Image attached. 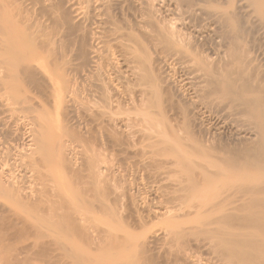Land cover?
I'll list each match as a JSON object with an SVG mask.
<instances>
[{"label":"rangeland","instance_id":"rangeland-1","mask_svg":"<svg viewBox=\"0 0 264 264\" xmlns=\"http://www.w3.org/2000/svg\"><path fill=\"white\" fill-rule=\"evenodd\" d=\"M10 1L11 2H13V1L17 2V3H15V2L11 3L10 2L11 4H13V6L11 5V9L15 8L12 10L13 13H15L14 11H16L15 14H22L25 10V12L23 14L25 17L23 16L22 18H25L26 21L28 20L26 23L30 27H32L31 30L33 29V31H30L29 33L32 34L34 32L33 37L34 36L36 37L38 34L41 36L45 32L49 33V32H47L48 30L49 31L52 30V28L54 27V25H53L54 22H52V18L54 19V16L57 14V13H55L56 9L54 7L57 6V4L58 5L61 4L63 6L64 10L69 15H71V17H73V19H75V21H77V22L82 23V21L84 20V17L88 20H90L91 18L92 19L94 18L95 20H93V23L91 22L92 19L90 21L84 20L85 23L83 22V24H85L86 27L88 26L87 29L91 28L88 30V34H89L88 37H89V39L97 37V36L101 38L102 35H104L103 36L104 38L102 37L104 42L101 43L103 41L102 40L101 42L94 43L95 42L94 40H92V39L90 40V43L93 46V48L97 49V55L100 54L101 56L99 55L97 60L93 59L95 63H89L90 64V66H88L89 68L86 67V65H85V64H87V62H85L84 60H81L83 58H81V56H79L78 52L76 53V51H74L73 54L71 53L68 55L67 58L69 60L65 59L66 62H64V59H63V61H60L62 66L58 65L59 69H57L56 64H53L54 62L57 61V59H59V57H58L55 60L56 56L53 54V52H50L47 50L44 54H38L39 56L34 57L36 63L33 62L34 61V59H33L32 62L34 65L31 62V66L33 65V67H34L35 65H37V67L35 66L34 68L38 69V70H36V74H37V76L39 75L41 81L34 79L35 81H37V84L39 83V85H37L34 80H33V83H31L32 89L36 90V91L34 90L35 93L33 96H30V94H33L31 92H34L31 89L30 83L29 84L27 83L28 85H25L27 87V88H25V90H27L26 91L27 94H24L25 91L23 92V94L20 93L22 96L28 95V96H30L29 98L32 97L33 100H32V98H31V100L34 102H32V103H31V101L29 103H28V101L25 102V100H27V98H24V96H23L22 98L25 99V100L24 99L23 100L27 104L26 105L22 100L23 103H21V105L22 104L26 105L25 109H23L24 110L23 114L22 113L18 114L19 111H17L16 113L13 114L15 116L14 117L12 115V113L10 115L9 114L10 112L7 110L6 112H3V115H5L6 117L0 116V120H1L0 121V172L4 171L9 176L10 175H12V176L17 175L15 177L17 178L19 176V179L17 178L19 181H20V178L23 176L24 173L27 174L28 170H26V172H25L24 169H26V167L23 165H25V163L27 161L26 155L30 152V149H31V145H29V144L30 143L32 144V141L30 142V140H31V134H30L31 123H29V121H27L28 120V114H29L27 110H28V107H32V104L35 105L36 102L38 101L37 104L35 105V106H38L37 108L41 109V107H39V106L40 105L42 106V104L44 105V106H42V109L45 108V110L47 112L50 111L49 108H52L51 112H52L53 118L50 115L51 112H49L48 116L51 117V118H49V121H50V119L53 121L55 120L54 122H52V121L48 122L49 127L54 126L53 127L54 129L52 128V130H51V128H49V130L51 131L50 135L51 134L52 135H51V137L49 135L48 138L51 139L53 136V138L50 142H52V143L54 142V143L51 145L52 146L53 145L58 146L56 148H55V146H53L51 148L53 150L58 148L57 150L53 151L54 152L53 154H55V152H58V156H55V155L53 156V158L56 159L55 163L57 162V164H54V163L52 164V166L54 165V167H55L54 170L57 173V174L55 173L56 175L54 174L57 177L53 178V181L55 179V181H57L56 183H59L58 186L62 185L61 187H63V185L65 186L66 183H69V182L71 183V181L74 182L77 178H80L81 181L83 180L82 183L79 182L78 185L75 184L76 186L72 182V188L74 186L73 189L69 188V187H71L70 184H69V186H66L64 188V189H68L69 193L71 191V193H70L71 195L69 194L70 195V197H69L70 201L69 202H71V200H72L70 207L73 206V209L71 208L73 212H70L71 216H69V218L67 216L66 220L61 218V219H63L64 222L57 216V215L60 216V213L59 214H53L54 216H51V214H49V216L51 218L47 216L48 220H47L46 216H43L45 218L41 217L40 220H37V218L39 217L38 215H37L38 217H36V218H35V216H33L35 218L34 221L37 220L36 221L37 226L41 229H40V231H38L39 230L38 229L37 230L38 232H36V233L33 232L34 234L32 232L27 231V232H29L30 238L29 237L25 238V236H26V234L24 235L25 231H24L23 235L21 234L22 233L21 232L20 236L21 235L24 236L23 238L25 240L20 238V236L16 237L19 234H15L13 236H10L11 233L7 227L6 228H4V226L2 228L0 227V230L1 229L3 230L2 235H0V240H2V244H4V241L6 243H8L7 242L8 239H12V240H14V242L17 241V243L15 242L14 244H19V242H21V241L24 245L27 243L29 244V242H30V244H33L34 242L37 243V241L40 240V239L37 240L38 235L40 234L39 232L42 231V233L40 234L41 237L39 235V237L42 239L39 242L40 243L41 242L47 243V240H50L51 242L48 241L47 244L45 243V246H46V248L49 247L51 250H53L56 247L54 249V251L56 250L55 251L56 254H54L53 251H50L49 248H48L49 249L48 250L45 247H44L45 250L42 251V253H41V251L40 252L37 251L38 250V249H36L37 247L36 248H30L31 251L29 249L23 250L24 253L22 252L23 253L22 257H24V255H26V254L29 257L28 251L30 253V259L33 260L32 257L33 256L35 257L34 263L31 262L32 264H53L55 261V257L57 256V253H58V255H61L63 252L64 253L62 255H67L68 259L65 256H64V259L63 258L62 259L64 261L66 260L68 262V264L70 262H74L75 260L77 262V259L80 258L81 256L83 258V256L85 255V254L82 255L83 253H86V255H85L86 257L84 256V258H87V256H88L89 260L93 259V258H94L93 260H96L97 257L99 259L102 257V259H100L102 261V264H113L114 260H109V259L104 257L109 252L108 249H110V247H107V246H111L110 244H111L112 239L116 240L120 237L125 238V236H127L128 240H130V241L132 240L131 242L129 241L130 244L132 242L133 243L131 244L130 251H129V249H127L125 251L126 253L125 252L123 254L120 253V254H122L121 256H124L125 258L126 257L133 258L134 256H137V254L140 252V249L142 248L141 250H143L144 249L143 247L147 246L145 248V250H146V252L148 250V252H147L148 258L150 256L153 257L152 259H155L154 261H156L155 263H157V264H231L232 262H230V261H232V259L229 260L232 257V253L230 252L231 250L229 248H225L224 245L220 246V244H221L220 240L221 239L223 240V233H225V231H227L225 234H229L228 232H230V234H231V231H234V232H236V234H239V233L240 234H243V233L246 234L249 231L246 227L247 222L244 223V221L239 222L237 220L234 222L232 220V223L230 221L224 222L222 217L224 218L225 214H227V213L237 214L238 210H236L235 208L238 207L239 205L242 206L245 204L247 206H251L252 204H249L250 202L244 203L243 201L237 202L236 204H233V205L228 204L227 205L228 211L224 212V211H221L219 209L220 205H218L219 204L218 202L217 203L212 202V203L200 204V200L199 201L198 200L197 201H195V200L191 201L189 195L191 193L196 194V192L198 191L197 189L199 187L201 188L204 186L199 185L197 189L195 186L194 188L197 191H194V193H193V190H195L193 188V185H196L197 181L196 180H194L195 182L191 181L192 182V184H191V182L187 181L186 177H183L184 179L186 178L185 180L183 178H181V176H182L181 173H183V169L185 168V167L182 168V166H184V165L179 166L177 168L176 167L177 165H173V164L169 165L168 164L169 161H170V163H172V160H174V159L171 160L168 158L170 156V154L168 155L167 149L164 148L163 142L165 143V141H167V143H168V140L170 139L171 135L179 136V138H181L183 143L185 142V144H186L184 147L185 150L188 148L187 150L189 152V150H191V148L189 149V146H191L189 144H191V142L189 143V141L186 142L184 140L195 139V140H199V141H204V137H205V139H207V141L210 140V142H211L212 140L210 137H212V139L215 138L214 140H216V141L218 140V142L220 144L222 143V144L227 145V146H229L228 144H231L232 146H234L235 144L239 145L240 143L242 145L243 144L246 145L249 142L251 143V142H254L257 140L256 134H255L256 132L252 129L253 126H251V124H248L249 121L245 117V115L243 116L242 115L243 113L242 114H240V112L238 113V111H240L238 109V107L236 108V111L234 110L235 107L234 108H229V106L226 107V101H227L226 99H224L225 104L219 103L220 101L222 102V100H223V99L219 100V98H218L219 95H212V97H210L209 100L208 99L206 100L205 96H204L205 93L202 90L203 88H205V86L204 87L202 86V85H204L203 82L201 84H199L202 80L201 78H199L200 73L197 74L193 69H192L193 70L192 71L191 67L188 65V63L185 62V60L181 61L182 58L178 57L179 54L177 55V53L174 52L175 50L173 51V49H172V51L171 50L167 51L168 49H164L160 46H158V49H157V47H154L155 45L151 42V40H153L154 38L153 39L151 38V40L149 41V39H150L149 37H153V36H151V34H153L154 32L157 33L155 28L160 23H161V25L163 24L167 28L169 27L168 29H171L172 31L175 30V35L176 36L179 35L181 37L182 43H184V45L186 44L185 46H182V47L183 48L186 47L185 49H187L188 51L193 49V50L189 51L190 55L192 54L191 57H197V56H195L196 54L199 57V56H201V54H203L201 57H203L202 59H203V61H205V63L206 62L210 63V64L213 63L212 65H209V66H213V65H215V67L217 66V68L215 70V73H216L215 75L221 74V71L223 69L221 65H222V63H223V65H225L224 64L225 62H222V61H224V60L226 61L228 58L229 62H230V58L227 57L228 56L227 54H229V52L231 50H233L235 44H237L236 46H238V48L235 47L236 50H238L237 54H240V52H241L240 55H242V56H240V58L242 59V61L244 63H246V65H245L246 67L242 64V66L245 67L242 69H245V70L242 71V69H241L240 72H245L246 70L247 71H246V73H240L239 71H236L237 70L236 69L234 73L236 74L237 72H239L238 75L241 74L240 76L242 78L238 77V75H235V74H234V76L237 78H241L242 81L248 79L246 81L250 82L252 80V83H255V84L258 81H259V84L261 82L264 83V21H262L263 19L258 18L257 15H259V14H258L257 10L254 9L256 7H252L253 4H250L251 2L249 1L250 2L249 3L248 0H234V4H235L234 6L235 7H233L232 9L230 8L232 6L231 0H230V2L228 0H185V1L184 0H114L113 1V7H112V3H111L112 0H111V2L110 1L105 2V0H99L100 2H98V0H62V1L61 0H57V1L56 0H50V1L49 0H17V1L16 0H13V1L10 0ZM101 1L102 2L104 1L105 3H109V2L111 3V4H109L111 6H109L107 4L109 10L107 7H102V9L104 8V10H102V9L101 10L105 12V16L104 17L102 16L103 18L101 17V14L103 13L102 15H104V12L100 11L99 8L103 5L106 6V4L101 5L102 4ZM227 1L230 4L227 3ZM18 2L20 4L17 7ZM60 2H62V3H60ZM97 2L101 6L99 4H97ZM115 2H117V4ZM52 3H54L55 5ZM263 3H261L262 6H260L263 8L262 11H264V4ZM95 5H99V6H95ZM118 5H120L121 8L117 7ZM68 6H70V7H68ZM114 6H116V8ZM16 7H17V9H16ZM96 7L98 10H96ZM111 7L114 11V17L116 16L115 17L116 20L113 19L114 18L113 12L110 11ZM20 8H21V12L19 11L20 12L19 13L18 10H20ZM51 8H52V11H51ZM118 8H120V10L115 11V9H118ZM22 9H24V10L22 11ZM105 9L110 11L111 15L113 17L112 18L113 20H111L112 23H109V24H113L114 20L116 23V21L118 19V21H117V22H119L118 25L120 24L121 26H123L125 28H122L120 25L116 27L117 23H116V25H114L115 27L113 25L107 26L108 25L107 22H111V21L110 20L107 22L105 21L106 19L108 20V16L105 19V17H106ZM224 9L230 10L231 12L233 10L232 13H229L230 11L228 12L229 17L231 18V19L229 18L230 22H228V19L225 18L226 16L221 17L222 13L219 14L220 12L224 11ZM49 10H50V12H48ZM53 10H54V12H53ZM82 10H86V11H82ZM45 11H46V13H45ZM77 11H79V12H77ZM27 12H29V14H27ZM51 12H53L54 14H52ZM80 12L81 13L83 12L85 15L83 13L80 14ZM100 12H102V13H100ZM115 12H116V14H115ZM211 12L213 14H216V15L212 16ZM215 12H217V13L219 12V13L217 14ZM254 12H256V13H254ZM42 13H45V14H42ZM86 13H88V14L86 15ZM78 14H80V15L78 16ZM108 14L110 15V13H108ZM149 14H150V16H149ZM49 15L50 16L53 15V17L51 16V18H50ZM81 15H82V17H81ZM226 15H227V11H226ZM26 16L28 17V19L26 18ZM217 16L219 19L216 18ZM31 17L35 18L34 21H32L33 18H31ZM39 17H40V19H39ZM44 17H46V18L44 19ZM57 17H55V18H57ZM79 17H80V19H79ZM99 18H100V20H99ZM220 18H222V20ZM232 18H233V20L235 19L234 20L235 22L233 21L234 24H232ZM262 18H264V16ZM36 19L40 20V21H37ZM50 20L52 23L49 22ZM103 20L106 22V23L105 22L104 23L107 25L103 24ZM224 20H226L228 23H231L232 25L231 24H229V25L232 28H237V30H238V28H241L240 30L244 31V32H242L243 36H242V39H240L241 41L239 40V42H241V43H236V42L234 43V41L231 39V37H229L230 34H228V31L231 30L232 28H228L229 25ZM97 21H98V23H97ZM220 21L221 22L223 21V23L221 24ZM39 22H40V25H39ZM139 22H140L141 26L138 25ZM152 22L154 23V25H152L153 24ZM157 22L159 24H156ZM89 23H92V24L89 25ZM132 23H134V24L132 25ZM225 23L228 26H226ZM145 24H146V26H145ZM150 24L152 27L150 26ZM45 25H47V26H45ZM100 25H102V26L104 25V29L105 28L110 29L113 26L111 29L114 31L112 32V30H107V29L104 30V29H102V26H100ZM127 25H129L130 27H134L135 31L134 30L132 31L131 30L132 28H130V27H129L130 29L128 30L126 27ZM134 25L138 26V28L136 29ZM142 25H144L143 26L144 30L142 29ZM34 26L37 28H35ZM147 26H148V28H147ZM154 26H156V27L154 28ZM173 26H174V29L171 28ZM38 27H39V29H38ZM96 27H97V29H96ZM120 27L123 30L119 29ZM158 27L156 29H161ZM165 27L164 28L162 27V30H165ZM49 28H51V29H49ZM117 29H119L120 31ZM125 29H127L128 32H127V30L125 31ZM138 29L141 30V34H136L137 36H139V38H141L143 32H148V33L151 32V34H149L150 36L148 35L149 37L148 36L147 37L142 36L145 39L144 38L143 39L141 38V39H142V41H144V43H145V41H147L145 44H147L149 42L148 43L149 46H147V48L149 47L151 51L149 50V48L147 49L148 51L147 50H145V51L150 53L151 57L150 58L148 57L149 56L148 53L146 55H147L148 59L152 60L150 63L154 64V65H152V67L154 66V68H155L158 66L156 69L157 72L155 70L156 74L154 76L156 77V75L158 74L157 77L158 76L159 77L158 78L156 77V78H157V80L159 79L158 82L160 81L159 82L160 84H157V86H160L158 89L160 92L159 93V95H160L159 101H160V103H162L161 104L162 107L158 106V105H157L158 107L153 106V105H156L155 103L154 104L152 103L151 105L148 103L150 107L151 106L153 107V108L151 107V109H148V110H146V108H150L148 106V104H146V106L142 105L144 103L140 101L141 100L140 97L143 96V93H141V92H145L146 90H148L146 88L147 86H144L143 85L144 83L143 84L140 83V81H141V80H139L140 74H138L139 73L138 71H137L138 73L135 72V70H137V68L136 69L134 68V67H136V65H134V63L132 62L133 60L132 61L130 60L132 63L130 62V64H129L128 63L129 59H131L130 56L127 54H124V51H122V48L120 46H117L119 44L121 45V43H124V44H129V43L123 39H121L122 41L121 40L118 41L119 43L116 41L115 42L113 41L115 44L111 41V44L113 47L112 46L110 47V42L108 43V41H110V39H109L110 35H113L114 32H115V34L123 33V32L124 33L125 32L130 33V31H132L134 33L136 31H138L137 33H139L140 31ZM103 30H104V33H103ZM116 30L118 31L117 33H116ZM153 30H154V32H153ZM107 31H111L112 33L111 32L107 33ZM35 32H37V33H35ZM229 33H230V31H229ZM115 34L113 36H115ZM144 34H147V33H144ZM94 35H96V36H94ZM40 36L38 38H40ZM108 36H109V38H107ZM154 36H156V35H154ZM180 37H178L177 39H179ZM227 37H229V38H227ZM113 38H116V37H113ZM230 40L232 42H230ZM105 41H106V43H105ZM150 42H151L152 48L150 47ZM179 42L181 43L180 39H179ZM107 43H108V45H107ZM182 43H181V45H183ZM229 43L230 44L234 43V44L230 45ZM106 46H109V49L110 48L111 49L110 50L107 49L108 47H106ZM115 47H117L118 49H116ZM189 47L191 49H189ZM56 48H57V46H56ZM54 50L55 49L53 47V51ZM198 50H200V51H198ZM192 51L194 52L195 55L193 53H191ZM169 52L171 53L172 57L170 56ZM197 52H199V53H197ZM107 53H109L110 55ZM123 54H124V57H123ZM33 56H35V55H33ZM57 56H60V55H57ZM70 56H72V59ZM78 56L80 58H78ZM229 56H230V54H229ZM37 57H38V59H37ZM128 57H129V59H128ZM173 57H174V59H173ZM176 57L178 60L176 59ZM99 58H100V60H99ZM205 58H206V60H205ZM125 59L126 60L128 59L127 62L125 61ZM164 59L167 61V63ZM211 59L213 60V62H211L212 61ZM241 59L236 60V63H238V61H240ZM108 60H111L110 62L112 64ZM217 61L221 62L220 63L221 65L218 64ZM58 62H59V60L56 63L58 64ZM60 62H59V64H60ZM68 62H70V63L68 64ZM177 62H180V63L177 64ZM64 63L65 64L67 63V65H65V67H64ZM226 63H228V60L226 61ZM240 63L241 62H239V64ZM183 65H184V68H183ZM219 65L221 66L222 69L219 68L220 67ZM60 66H61L62 70L60 69ZM81 66H84V68L80 69ZM109 66H111V67H109ZM112 67H113V69H112ZM129 67L132 70L129 69ZM215 67L213 66L214 69H215ZM0 69L2 71L3 67H0ZM48 69H49V71H48ZM133 69H135V70H133ZM218 70H221V71H219L220 73L216 72ZM39 71L40 72L42 71L41 74L39 73ZM33 72H35V71H33ZM97 72L99 74H96ZM80 73H82L81 76L79 75ZM134 73L138 74V75L136 74L137 78H136V75ZM1 74L4 75V69H3ZM1 74H0V76H1ZM91 74H93V75H91ZM243 74H246V76H244L246 79L242 76ZM41 75H42V78H41ZM73 75L75 76V78ZM45 76L47 77V80H46L47 83L49 81L48 84H46V82L43 80V79H46ZM50 76H52L51 81L49 79ZM62 76H63V78H61ZM89 76H91V77H89ZM190 76L192 77L191 79H190ZM200 76H201V74H200ZM69 77H70V79H69ZM71 77H73V78H71ZM196 77H197V79H196ZM222 77H227V75L225 74ZM96 78L98 81L96 80ZM251 78H253V79H251ZM255 78H257V79L255 80ZM100 79H102V80H100ZM185 79L187 80V82ZM249 79H250V81H249ZM135 80L139 81V83L142 86L140 84H138V82ZM196 80H198V81H196ZM89 81H91V83ZM103 81L107 82V83L103 84ZM242 81H240V82H242ZM128 82L131 84H128ZM136 82H137L138 87L136 85ZM132 83L135 86H133ZM35 84L37 86H35ZM95 84L99 85L100 88H98V89L101 90L100 92L97 89L98 85L96 86ZM43 85H44V87H43ZM45 85L47 86L46 87L47 89H45ZM29 86H30V89H29ZM66 86H67V88H66ZM84 86L86 87V90H84L85 89ZM143 86L145 87V91L143 90L144 89ZM192 86H193V89H192ZM35 87L36 88L38 87V88L36 89ZM39 87H40V89H39ZM139 87H141V88H139ZM77 88H79V89H77ZM53 89H54V91H53ZM38 90H40L39 94L37 93V92H39ZM88 90H90V91H88ZM94 90H97V91H94ZM199 90H201V92H199ZM242 90L245 91L244 88H242ZM29 91H30V93H29ZM44 91H46V93H47L46 98L44 96V94H45ZM138 91H139V93H138ZM0 92H1L0 93V103H1V102H3V101H1L2 100L1 96L4 95V97H9V94L7 93V95H6L5 92L2 91L1 89H0ZM135 92H136V94H135ZM36 93H37V95H36ZM200 93L202 95H200ZM239 93H240V91H239ZM91 94H92V96H91ZM97 94H99V95L97 96ZM103 94H105V95H103ZM139 94H140V96H139ZM40 95H42V97ZM52 95H53V97H52ZM17 96H18V94H17ZM99 96H101V97L99 98ZM199 96L201 97V99H199L200 98ZM213 96H215V98ZM34 97H36L37 99H34ZM50 97H51V100L49 101ZM89 98L92 99L91 101H93L95 99L94 100L95 102L89 101L90 100ZM103 98H105V99H103ZM151 98H153V97H151ZM40 99L42 100V102L40 101L41 103L39 104ZM203 99H204V101H203ZM211 99L212 100L213 99L218 100L219 102L214 101V100L212 101ZM3 100H4V98H3ZM20 100H21V98H20ZM71 100H73V101H71ZM47 101H49V102H47ZM70 101H71V103H70ZM152 101H149V102L151 103ZM208 102H210V103H208ZM227 102H229V101H227ZM120 103H122V104H120ZM49 104H50V106H49ZM74 104H76V105H74ZM84 104H85V106H84ZM103 104L104 105L106 104V105L104 106ZM108 104H110L111 106L113 105V107H111ZM139 104L142 107H139ZM23 105H22V107H23ZM71 107H75V108L73 109ZM82 107H83V109H82ZM17 108H19V107H17ZM23 110H22V112H23ZM150 110H152V111H150ZM26 111H27V113L25 114ZM142 111H143L144 115L142 114ZM144 111H146L147 113L150 111V114H151V112H153V114H151L152 117L148 116L150 119L147 120L146 122H145L146 112H144ZM20 112H21V110H20ZM54 112H55V114H54ZM4 113H6V114H4ZM93 113H95V114H93ZM97 113L98 114L100 113L99 115L102 116V119H100V118H98L99 120L97 119V117H96ZM103 113H104V115H101ZM1 114L2 113H0V115ZM21 114L23 116H18ZM155 114H156V116H155ZM90 115H91V117H89ZM64 116H65V119L63 118ZM104 116H105V118H104ZM18 117H23L25 119L20 120L22 118L19 119ZM107 117H109V118H107ZM148 117H146V119H148ZM3 118H5L6 120ZM94 118H95V123H93L94 120H93V122L91 120ZM96 119H97V121H96ZM151 119H153V120L151 121ZM155 119H156V121H154ZM245 119H247L246 122H245ZM14 120L16 122H17V120H20V121H18V123H16ZM88 120L90 123L88 122ZM110 120H112V121H110ZM3 121H5V123ZM12 121L14 122V124L12 123ZM148 121H150V122H148ZM2 122L4 125L2 124ZM97 122L100 124L104 123V124H101L102 126L103 125L104 126L101 127V125L97 124ZM153 122H154V124L152 126ZM158 122H161L162 125L160 126V123H158ZM6 123H8V124H6ZM105 123L106 124L110 123V124H108V126H106ZM11 124H13V125H11ZM15 124H16V126L17 125L18 126L16 127ZM94 124H96V125H94ZM63 125H64V127H61ZM97 125L99 127V128L97 127L99 129L98 131L95 129ZM65 126H66V128H65ZM147 126H149V127H147ZM153 127H156V128H153ZM91 128H92V130H91ZM155 129L156 130L158 129V130L156 131ZM159 129H160V131H159ZM182 130H184V132H182ZM209 130L211 133L208 132ZM105 131H106V133H105ZM152 132H153V134L151 136L150 133H152ZM175 132L178 133V135L175 134ZM188 132L192 133V134H189ZM155 133H156V135H154ZM48 134H49V131H48ZM165 134L167 137L165 136ZM169 134H171V135H169ZM191 136L193 138H191ZM150 137L152 140H150ZM158 137L160 139H157ZM197 137H198V139H197ZM171 138H173V136H171ZM254 139H256V140H254ZM49 140H48V142H49ZM207 141H204V142H207ZM159 142H161V143H159ZM211 143L208 142L207 144H211ZM59 144L60 145L62 144L63 146H60ZM51 145H48V146H51ZM187 145H188V147H187ZM229 147H231V146H229ZM63 148H64V150H63ZM61 150H63V153H61L62 152ZM60 153L62 155L64 154L63 155L64 157ZM55 157H57V158H55ZM61 157L66 158L69 162V163L67 162V167H70L69 168L70 170L69 169L68 170L70 172H72V174L69 171L65 172V173H67V175H69V179H68L67 175L63 172V170H61V169H63V164H62L63 162H61L63 160H61ZM192 158H193L192 160L195 161L196 158L195 157H192ZM91 159L92 160L94 159V161H95L93 164H92L93 161ZM87 160H89V161H87ZM90 161H92V162H90ZM196 161L200 162L197 159H196ZM60 162H61V164H60ZM89 162H90V164H88ZM202 162H200V163H202ZM93 165H94V167H93ZM175 167H176V169H175ZM193 167L195 168L194 170L193 169L190 170L189 168L187 170L185 168L187 171L186 170L184 171L186 175L183 173L184 174L183 176H187V177H189L190 175L193 176L192 170L196 172V169H197V172L196 173L193 172L194 175L198 174V170H199V174H201L200 173V172H202L201 168H199L198 166L197 167L192 166L190 168H193ZM60 171H61V173H60ZM178 171L180 172V174L178 173ZM190 171H191V173H190ZM76 172L80 176H76L75 175ZM187 173H190L189 176L187 175ZM209 173H212V172H209ZM209 173L206 172L204 174H206V176H208ZM26 174H24V176L21 178V181H23L22 179L24 177H25L24 179H26V176H27V180H24V181H26L25 185L28 184V186H29L30 183L31 184L33 183V181L31 182V180H33V179L30 178V177H32L31 175L29 176V174H31V173H29L27 175ZM64 174L66 176H64ZM204 174H203V176H204ZM209 175H210V176H208L209 178H213V176H214L213 174H209ZM211 175H213V176H211ZM177 176H179V179H182V180L177 179ZM200 176H202V175H200ZM73 179H75V180H73ZM28 180H30V182ZM178 180L180 181V184H178L179 183ZM232 180H233V178H230L229 182H232ZM76 181H78V179ZM181 181H182V183H181ZM185 181H186V184L189 183L190 185L189 184L185 185ZM229 182L227 181L226 185ZM234 182H233V184H236ZM261 182H262V179L257 175L256 181H255L256 185L254 187L258 186ZM230 184H232V183H230ZM180 185L182 186L183 189H181ZM191 185H192V187H191ZM34 186H36V187H34ZM40 186L41 185H39V184L38 185L32 184L30 186V188H32V189L38 188L39 189ZM188 186H190L193 189H191V191H188V190H190L189 189L190 187H188ZM217 186H219V184ZM221 186H225V183ZM185 187H188V190ZM87 188L89 189V192L90 191L92 192L91 196H94L96 191L99 192V193H96V194H98V196L95 195V197H91L88 195L89 199L92 198L89 200L88 197H86L83 194V193L87 192V190H88ZM184 188L187 192H184L185 191ZM200 188H199V191H200ZM204 188L201 189V192H203L202 190H205ZM40 189H41V187H40ZM64 189H63V191H66ZM85 189H87V190L85 191ZM79 191H81L80 194H78ZM83 191H85V192H83ZM91 192L89 194H91ZM189 192H191V193H189ZM201 192H199V193H201ZM231 192H232V189H230V187L228 189H222V187L219 189H216V187H215V190H213V192L211 193L210 196L213 198H218L219 196L228 197L232 194ZM75 193H77V195ZM81 194L83 196H81ZM99 194H101L102 197H99ZM185 194H186V196H189V198L187 197V199H189L188 202H187V199H185V200L183 199V198H186ZM183 195L185 197L182 198ZM77 198H80V199H77ZM75 199L80 200L81 202L76 201ZM83 199H84V201H83ZM85 199H88L89 201L87 203H84L87 201V200L85 201ZM181 199H183V200H181ZM192 199H194V198H192ZM99 201H101V202H99ZM73 202H75V203L73 204ZM259 202L264 203V197L261 198L259 200ZM223 203H226V201H224ZM101 204L103 207L101 206ZM9 205H10V203H8V202H4V201L0 202V206H5L8 208ZM194 205H197V207ZM76 206L79 208H77ZM106 207H108V208H106ZM75 208L79 209V211H81V212L78 213L75 210ZM104 209H106V210H104ZM107 209L109 211H107ZM87 210L90 211V213ZM170 214L172 217L170 216ZM173 214L175 216H177V214L182 215L183 218H181V216H178V217L181 218V220L180 219L179 220L181 222H183L182 225H183L184 232L183 233L180 232V235L178 234V236L174 235L172 237V236H169L171 233L169 234L167 232H169V229H170L169 225H168L169 224L168 220H171V218L175 217ZM184 214L186 215L185 218H184V216H185ZM39 215H41V214H39ZM161 215L163 218L161 217ZM56 216H57V218H56ZM27 217L25 216L24 219H26ZM70 217H72L73 220H72V218L70 219ZM32 218H31L30 224H32V221H33ZM27 220H24V222ZM51 220H53V221L57 220L58 222L52 221L54 223L53 224L51 222ZM71 220H72V222H70ZM41 221H43V222H41ZM73 221H75V222H73ZM165 221H167V223ZM65 223H66L67 229L69 231L67 229H65L66 228ZM51 224H52V226H51ZM72 224L75 226L76 229L74 228V226ZM57 225H58V227H55ZM61 225L64 226L63 228L65 230H61V229H63L61 227ZM230 225L233 226V229H230V227H229ZM53 226H54V228H53ZM72 227H73V229H72ZM77 227H79V228H77ZM3 228L7 229V230H4ZM55 228H57V229L55 230ZM52 229H54V230H52ZM8 230H9V232H8ZM57 230H60V231H57ZM30 231H33V230H30ZM0 232H2V231H0ZM30 233H32V235ZM12 234H14V233L12 232ZM33 235L36 237L35 238L36 241H35V239H32L33 242L29 241L28 239H31L32 237H34ZM2 236L5 238V239L3 238L4 240L1 239ZM8 236H9V238H8ZM221 236H222V238H220ZM19 239H21V241ZM43 239H44V241H42ZM62 239H63V241H62ZM64 239H65V241H64ZM18 240H19V242H18ZM26 241H29V242H26ZM143 241L146 242V243L144 242V245L142 244ZM61 242L62 243L67 242V243L63 245V244H61ZM104 242H106V243H104ZM135 242L137 245H140V246H138V248L141 247V245H143V247H141L140 249H137V245H134ZM6 243L4 244L5 245L4 249H5V247L8 246V245H6ZM50 243L51 244L56 243V244L50 245ZM101 243L103 245H105V247ZM10 244H12V243L9 242V245ZM21 244H20V246L18 245L19 248L23 245V244L22 245ZM54 245H56V246L54 247ZM61 245L63 247H61ZM15 246H17V245H15ZM57 246H59V247H57ZM99 246L100 247L102 246L101 248L104 247L102 250H107V253H106V251H102ZM134 246H136V247H134ZM0 247H3V246L1 245ZM12 247H13V244H12ZM60 247L62 249H60ZM243 247L241 249H243ZM41 248H39V250ZM134 248H136L137 251L134 250ZM58 249H60L61 251ZM63 249H64V251L62 252ZM0 250H1V248H0ZM12 250H10V251L8 250V251L11 252ZM41 250H43V249H41ZM57 250L60 251L61 254ZM3 251H5V253L7 252V250H3ZM66 251H68V252L66 253ZM80 251H82L81 252L82 254L80 253ZM0 252H1L0 257L2 258L0 260L2 261L4 256H6V255H3L4 252H2V250ZM20 252H21V250L19 251V253ZM43 252H44V254H43ZM51 252L53 254H51ZM146 252H144V253L146 254ZM140 253H142V251ZM11 254H12V252H11ZM13 254H14V252H13ZM16 254H17V252H16ZM79 254H80V256H79ZM147 254H146V256H147ZM238 254H241V253H238ZM7 255H8V252H7ZM138 256H139V254H138ZM236 256H237L236 257L237 262L238 261L244 262V260L246 261L243 254H241V255L236 254ZM25 257H27V256H25ZM71 258L74 260H71ZM118 258H121V257L118 256ZM88 259H86V260H88ZM63 260H62V262H63ZM86 260H84V261L86 262ZM93 260H92V262H93ZM117 260H119V259H115V261H117ZM1 261H0V264L3 262V261L2 262ZM66 261H65V263H66ZM78 261H79V259H78ZM84 261H82V262H84ZM77 263L79 264L81 262H77ZM115 263H117V262H115ZM72 264H76V263L74 262ZM81 264H85V263H81ZM90 264H92V263H90Z\"/></svg>","mask_w":264,"mask_h":264},{"label":"bare ground","instance_id":"bare-ground-1","mask_svg":"<svg viewBox=\"0 0 264 264\" xmlns=\"http://www.w3.org/2000/svg\"><path fill=\"white\" fill-rule=\"evenodd\" d=\"M2 1V2H1ZM0 1V67H3V69H4V75L3 74H1L2 73V71H3V69H2V71H1V69H0V74H1V76H0V89L2 90V91H4L5 92V94L7 95V93L9 94V97H4V95H2L1 96V101H3V102H1L0 104V113H2L0 116H5V115H3V112H6L7 110L10 112L9 114L11 115V113H12V115L14 114V113H16L17 111H19L18 112V114L19 113H24V110L23 109H25V107H26V103L25 102H27L28 101V103L31 101V103L32 102H34V101H32L33 100V98H32V100H31V98H29L30 96H33L34 95V93H35V89H32V84L31 83H33V80L35 79V80H40V77H39V75L37 76V74H36V70H38V69H35L34 67L36 66L37 67V65H35L34 67H33V62L34 63H36L35 62V58L34 57H36V56H39L38 54H44L47 50L48 51H50V52H53V54L56 56V58H55V60L59 57V59H57V61L59 60V62L60 61H63V59H64V62H66V60L68 59L67 57H68V55L69 54H73V52L74 51H76V53L78 52V54H79V56H81V58H83V59H81V60H84L85 62H87V64H85L86 65V67H88V66H90V64L89 63H95L94 62V60H97L98 59V56L100 55H97V49L96 48H93V46L91 45V43H90V40L92 39V40H94L95 42L94 43H97V42H101L103 39H102V37L104 36V35H102V37L100 38V37H94V38H91V39H89V34H88V30L89 29H91V28H89V29H87V27H86V25L85 24H83V22H84V20H88V19H86L85 17H84V20L82 21V23H80V22H77V21H75V19H73V17H71V15H69L65 10H64V8H63V6L61 5V4H57V6H55L54 8L56 9V12L55 13H57L56 15L58 16H54V19L52 18V22H54V27L52 28V30L51 31H47V32H49V33H43L41 36H40V38H38L39 36L37 35L36 37L34 36L33 37V33L32 34H30L29 32L30 31H33V29L31 30V28L32 27H30L26 22L28 21H26L25 20V18H22L24 15V12H25V10L24 9H22V11L24 10V12L22 13V14H15L16 13V11H14L15 13H13L12 12V10L13 9H15V8H13V9H11V5L13 6V4H11V3H14L15 1H13V2H11L10 0H1ZM17 1V0H16ZM50 1V0H49ZM57 1V0H56ZM55 1V2H56ZM62 1V0H61ZM107 1H110L111 2V0H105V2H107ZM113 1L114 0H112V7H113ZM185 1V0H184ZM229 2H230V0H228ZM227 1V3H229ZM251 3H250V2ZM11 2V3H10ZM20 2V1H19ZM18 2V4H17V7L19 6V3ZM53 2V1H52ZM98 2H100L99 0H98ZM97 2V4H99ZM102 2V1H101ZM104 2V1H103ZM102 2V4L101 5H103V4H106V6H101L100 4V8H99V10L100 11H102V10H104V8L102 9V7H107L108 8V5L109 4H111L110 2L109 3H103ZM188 2V1H187ZM248 2L250 3V4H253L252 5V7H256V8H254V9H256L257 10V12H258V14L260 15H257L258 16V18H260V19H263L262 21H264V18H262L263 16H264V11H262V7H260V6H262V4L261 3H263L264 1L263 0H248ZM15 3H17V2H15ZM60 3H62V2H60ZM116 4H117V2H115ZM231 3H232V6L230 7L231 9L233 8V7H235L234 5V0L232 1L231 0ZM51 4V3H50ZM52 4H54V3H52ZM108 4V5H107ZM119 4V3H118ZM230 4V3H229ZM264 4V3H263ZM16 5V4H15ZM55 5V4H54ZM53 5V6H54ZM69 5V4H68ZM90 5V4H89ZM99 5H95V6H99ZM46 6V5H45ZM52 6V5H51ZM72 6V5H71ZM109 6H111V5H109ZM15 7V6H14ZM17 7H16V9H17ZM68 7H70V6H68ZM94 7V6H93ZM112 7L110 8V11L111 12H113V17H114V11H113V9H112ZM115 8H116V6H114ZM117 7H120V5H118ZM95 8V7H94ZM121 8V7H120ZM120 8H118V9H115V11L116 10H120ZM29 9V8H28ZM50 9V8H49ZM72 9V8H71ZM87 9V8H86ZM102 9V10H101ZM222 9V8H221ZM95 10V9H94ZM96 10H98L97 9V7H96ZM95 10V11H96ZM108 10H109V8H108ZM107 9H105V11H106V17H105V19L107 18V16H108V20L106 19H104L106 22L107 21H111V20H113V19H115V17L113 18L112 17V15H111V12L110 11H108ZM255 10V11H256ZM21 12V8H20V10H18V12ZM51 11H52V8H51ZM70 11V10H69ZM82 11H86V10H82ZM221 11V10H220ZM219 11V12H220ZM226 11H227V15L229 14V13H232L233 12V10H232V12L230 11V10H225L224 9V11H222V12H218L219 14H221L220 16L221 17H223V16H226L225 18H227L228 19V22H230V17H229V15L227 16L226 15ZM230 11V12H229ZM19 12V13H20ZM48 12H50V10L48 11ZM53 12H54V10H53ZM53 12H51L52 14H54ZM77 12H79V11H77ZM88 12V11H87ZM102 12H104V11H102ZM102 12H100V13H102ZM229 12V13H228ZM45 13H46V11H45ZM45 13H42V14H45ZM83 13V12H82ZM81 12H80V14H82ZM89 13V12H88ZM88 13H86V15L88 14ZM96 13V12H95ZM108 13H110V15L108 14ZM212 13V12H211ZM215 13H217V12H215ZM217 13V14H218ZM254 13H256V12H254ZM27 14H29V12H27ZM80 14H78V16L80 15ZM84 14V13H83ZM103 14V13H102ZM101 14V17L103 16H105V12H104V15H102ZM115 14H116V12H115ZM22 15V16H21ZM39 15V14H38ZM37 15V16H38ZM48 15V14H47ZM85 15V14H84ZM92 15V14H91ZM94 15V14H93ZM213 15H216V14H213L212 13V16ZM232 15V14H231ZM230 15V16H231ZM35 16V15H34ZM46 16V15H45ZM50 16V15H49ZM52 17H53V15H51ZM51 16H50V18H51ZM149 16H150V14H149ZM25 17V16H24ZM47 17V16H46ZM46 17H44V19L46 18ZM55 17H57V18H55ZM81 17H82V15H81ZM92 17V16H91ZM90 17V18H91ZM94 17V16H93ZM99 17V16H98ZM102 17V18H103ZM26 18L28 19V17L26 16ZM31 18H33V17H31ZM97 18V17H96ZM113 18V19H112ZM216 18H218V16L216 17ZM224 18V19H225ZM230 18V19H229ZM34 19L35 18H33V20L32 21H34ZM39 19H40V17H39ZM79 19H80V17H79ZM92 19V18H91ZM90 19V20H91ZM219 19V18H218ZM221 20H222V18H220ZM226 19V20H227ZM37 20V19H36ZM77 20V19H76ZM82 20V19H81ZM90 20H88V21H90ZM93 20H95L94 18L92 19V23H93ZM98 20V19H97ZM99 20H100V18H99ZM102 20V19H101ZM103 20V24H105L106 22ZM116 20V19H115ZM115 20H114V22H113V24H109V23H112V21L111 22H107L108 23V25L107 24H105V25H107V26H111V25H116V23H117V25H116V27L117 26H119L118 25V23L119 22H117L118 21V19H117V21H116V23H115ZM146 20V19H145ZM151 20V19H150ZM226 20H224L228 25L229 24H231V23H228ZM235 20V19H234ZM233 20V18H232V24H234V21ZM37 21H40V20H37ZM234 21V22H233ZM49 22H51V20L49 21ZM51 22V23H52ZM96 22V21H95ZM94 22V23H95ZM100 22V21H99ZM105 22V23H104ZM125 22V21H124ZM127 22V21H126ZM141 22V21H140ZM140 22H139V24L138 25H140ZM151 22V21H150ZM221 22V21H220ZM219 22V23H220ZM38 23V22H37ZM85 23V22H84ZM88 23V22H87ZM92 23H89V25L90 24H92ZM97 23H98V21H97ZM101 23V22H100ZM115 23V24H114ZM129 23V22H128ZM127 23V24H128ZM136 23V22H135ZM142 23V22H141ZM145 23V22H144ZM153 23V22H152ZM223 23V21L221 22V24ZM226 23H225V25H226ZM42 24V23H41ZM102 24V23H101ZM131 24V23H130ZM129 24V25H130ZM134 23H132V25H133ZM156 24H159L158 22L156 23ZM155 24V25H156ZM231 24V25H232ZM39 25H40V22H39ZM50 25V24H49ZM52 25V24H51ZM95 25V24H94ZM99 25V24H98ZM124 25V24H123ZM129 25H127L126 27H127V29L129 30L130 28H132L131 30L133 31H135V29H134V27H130ZM152 25H154V23L152 24ZM163 25V24H162ZM161 25V23L157 26L158 28H161V29H156L157 27L156 26H154V28H155V30L157 31V33L156 32H154V30H153V32L155 33H153V34H151V32L150 33H148V32H143V34L144 33H147V34H142V36H145V37H147L149 34H151V36H153V37H149L150 39H149V41L151 40V38L153 39V40H151V42L155 45H153L154 47H157V49H158V46H160V47H162V48H164V49H168L167 51H169V50H171L172 51V49H173V51L175 52V53H177V55L179 54V56L178 57H181L182 59H181V61L183 60H185V62L186 63H188V65L191 67V70L193 69L197 74H201V76H200V74H199V78H201L200 80H201V82L199 83V84H201L202 82H203V84L204 85H202L203 87L205 86V88H203L202 90H203V92L206 94H204V96H205V99L207 100H209L210 99V97H212V95H219V100H221V99H223L222 100V102L220 101H218V100H214V101H218L219 103H224L225 104V100L224 99H226L227 101H229V102H227L226 101V107H228L229 106V108H234L235 107V111H236V108L238 107V109L240 110V111H238V113L240 112V114H242L243 116L245 115V117L248 119V121H249V123L248 124H251V126H253V130L256 132L255 134H256V139H254V140H256V141H254V142H249V143H247L246 145L245 144H233L234 146H232L231 144H228L229 146H231V147H229V146H227V145H224V144H220L219 142H218V140L216 141V140H214L215 138H213L212 139V137H210L211 138V142H210V140L209 141H207V139H205V137H204V141H207V142H204V141H199V140H195V139H188V140H184V141H189V143L191 142V144H189V145H191V146H189V149L191 148V150H189V152H188V148L185 150V142L183 143V141L181 140V138H179V136H175V135H171V134H169V135H171V136H173V138H171V136H170V139L168 140V143H167V141H165V143L163 142V145H164V148L165 149H167V153H168V155L170 154V156L168 157L169 159H174V160H172V163H170V161H169V165L170 164H173V165H177L176 167L178 168L179 166H182V165H184V166H182V168L183 167H185L187 170H188V168L191 170V169H195L194 167L193 168H190V167H192V166H198L199 168H201V170H202V172H200L201 174H199V170H198V174H196V175H194V173H196L197 172V169H196V172L195 171H193L192 170V174H193V176H189V174L191 173V171H190V173H187V175L189 176V177H187V176H183L184 174H185V168L183 169V173H181L182 174V176H181V178H183V177H186L187 178V181H189V182H191V181H194V180H196L197 182H196V185H193V188L196 186V189L198 188V186L200 185H202V186H204V187H199L200 188V191H199V188L197 189L199 192H201V189L202 188H204L205 190H202L203 192H201V193H199L195 188V190H193V193H194V191H197L196 192V194L194 193V194H192L191 192H189V193H191L189 196H190V200L192 201H199L200 200V204H203V203H212V202H215V203H219L218 205H220V210L221 211H228V209H227V205L229 204V205H233V204H236L237 202H241V201H243L244 203H248V202H250L249 204H252L251 206H247V205H242V206H238V207H236L235 209L236 210H238V212H237V214H235V213H227V214H225V216H224V218L222 217V219L224 220V222H231L232 223V220H233V222L234 221H239V222H242V221H244V223H246V227H247V229H248V231L249 232H247L246 234H236V232H234V231H231V234H230V232H228L229 234H225L227 231H225V233H223V240L221 239L220 241H221V244H220V246L221 245H224L225 246V248H229L230 250V252L232 253V257L229 259V260H231L232 259V261H230V262H232L233 264H264V203H260L259 202V200L261 199V198H263L264 197V83H262L261 81V83L259 84V81L255 84V83H252V80L250 81V79H249V81L250 82H248V81H246V80H248V79H246L244 76H246V74H243L242 76L246 79V80H244V81H242L241 80V74L240 75H238L239 74V72H240V70L242 69V68H245L246 66V63H244L243 61H242V59L240 58V56H242V55H240L241 54V52H240V54H237V51L238 50H236V48H238V46H236L237 44H235V46H234V48H233V50H231L230 52H229V54H230V56H229V54H227L228 56L227 57H229L230 58V62H229V59L227 58V60H228V63H226V61L224 60V61H222V62H225L224 64L225 65H223V63H222V65L220 64L221 62H218L217 61V63L218 64H220L221 66H222V68H221V66L219 67V68H221L222 69V71L221 70H218V71H216L217 73L219 72V71H221V74L220 75H215L216 73H215V70H216V68H217V66L215 67V65H213L214 67H215V69L213 68V66H209V65H212V64H210V63H205V61H203V57H201L203 54H201V56H199L198 57V55L196 54H194V52L192 51L191 53H193L195 56H197V57H191L192 56V54L190 55V52L189 51H191V50H193V49H191L190 47H189V49H191V50H187V49H185V48H183L182 46H185L184 45V43H182V40H181V37L178 35V36H176L175 35V30H171V29H168L167 27H165L164 25L162 26ZM228 25H226V26H228ZM33 26V25H32ZM36 26V25H35ZM34 26V27H35ZM45 26H47V25H45ZM100 26H102V25H100ZM112 26V27H113ZM121 26V25H120ZM135 26V28L137 29L138 28V26H136V25H134ZM141 26V25H140ZM139 26V27H140ZM144 25H142V29L144 30V27H143ZM145 26H146V24H145ZM150 26H151V24H150ZM164 28L165 27V30H162V27ZM234 26V25H233ZM33 27V28H34ZM40 27V26H39ZM39 27H38V29H39ZM50 27V26H49ZM94 27V26H93ZM111 27V28H112ZM115 27V26H114ZM122 28H125V27H123V26H121ZM121 27L119 28V29H121ZM130 27V28H129ZM152 27V26H151ZM240 27V26H239ZM35 28H37V27H35ZM41 28V27H40ZM46 28V27H45ZM44 28V29H45ZM109 28V27H108ZM107 29V28H105V29H107V30H112V29ZM147 28H148V26H147ZM171 28H173L174 29V26L173 27H171ZM228 28H232L230 25H229V27ZM49 29H51V28H49ZM95 29V28H94ZM96 29H97V27H96ZM100 29V28H99ZM102 29H104V25L102 26ZM104 29V30H105ZM116 29V28H115ZM119 29H117V30H119ZM127 29H125V31L127 30ZM167 29V30H166ZM235 29V30H234ZM241 28H238V30H237V28H232L231 30H229L230 31V33H229V31H228V34H230L229 35V37H231V39L234 41V43L236 42V43H241V42H239V40L240 39H242V36H243V33L242 32H244L243 30L241 31L240 30ZM35 30V29H34ZM41 30V29H40ZM104 30H103V33H104ZM116 30V33L118 32ZM121 30H123V29H121ZM128 30H127V32H128ZM139 30V29H138ZM37 31V30H36ZM98 31V30H97ZM114 30H112V32H113ZM120 31V30H119ZM132 31H130V33H117V34H115V32L113 33V35L115 34V36H113V35H110V38H109V36L107 37V38H109L110 39V41H108V43L110 42V47L112 46V44H111V41L113 42H118V41H120L121 39H123V40H125V41H127L129 44H124V43H121V45L119 44V45H117V46H120L121 48H122V51H124V54H127V55H129L130 56V58L131 59H129V57H128V59H129V64H130V62L132 61L133 63H134V65H136V67H134L133 65V67L136 69L137 68V70H135V69H133V70H135V72H137L138 74H140L139 75V77H140V79L139 80H141L140 81V83H144L143 85L144 86H147L146 88L148 89V90H146L145 91V87H144V91L145 92H141V93H143V96L142 97H140L141 98V102H143L144 104H142V105H145L146 106V104H156V105H153V106H161L162 107V103H160V95H159V87L160 86H157V84H160L159 82H158V80H157V78L159 77H157V75H156V77L154 76L156 73H155V70L157 69V67H155L154 68V66L152 67V65H154V64H152V63H150L152 60L151 59H148V57L150 58L151 56H150V53H148L147 51V49L149 48H147V46H149L148 45V43L147 44H145L147 41H145V43H144V41H142V39L144 38V37H142L141 35V38H139V36H137L136 34H141V30H139L140 32L139 33H137L138 31H136L135 33L134 32H132ZM226 31V32H227ZM41 32V31H40ZM91 32V31H90ZM96 32V31H95ZM94 32V33H95ZM110 33L111 31H107V33ZM111 32V33H112ZM122 32V31H121ZM178 32V31H177ZM35 33H37V32H35ZM98 33V32H97ZM102 33V34H103ZM92 34V33H91ZM225 34V33H224ZM93 35V34H92ZM154 35H156V36H154ZM226 35V34H225ZM94 36H96V35H94ZM176 36V37H175ZM93 37V36H92ZM113 37H116V38H113ZM178 37H180L179 39H180V41H181V43L183 44V45H181V43L179 42V39H177ZM225 37V36H224ZM229 37H227V38H229ZM104 38V37H103ZM108 39V40H109ZM145 39V38H144ZM229 40V39H228ZM122 41V40H121ZM154 41V42H153ZM241 41V40H240ZM104 42V40L101 42V43H103ZM113 42V43H114ZM126 42V43H127ZM151 42H150V47H151ZM230 42H232L231 40H230ZM105 43H106V41H105ZM104 43V44H105ZM108 43H107V45H108ZM119 43V42H118ZM234 43H231V44H234ZM115 44V43H114ZM230 44V43H229ZM230 44V45H231ZM181 45V46H180ZM190 45V44H189ZM192 45V44H191ZM239 45V44H238ZM56 46H57V48H56ZM53 47H54V51H53ZM106 47H108L107 49H109V46H106ZM113 47V46H112ZM153 47V48H154ZM194 47V46H193ZM236 47V48H235ZM103 48V47H102ZM116 49H118L117 47H115ZM152 48V47H151ZM188 48V47H187ZM229 48V47H228ZM111 49V48H110ZM109 49V50H110ZM113 50V49H112ZM145 50H147V51H145ZM149 50H150V48H149ZM163 50V49H162ZM228 50V49H227ZM119 51V50H118ZM151 51V50H150ZM154 51V50H153ZM177 51V52H176ZM198 51H200V50H198ZM241 51V50H240ZM108 52V51H107ZM121 52V51H120ZM119 52V53H120ZM156 52V51H155ZM158 52V51H157ZM165 52V51H164ZM163 52V53H164ZM196 52V51H195ZM75 53V54H76ZM148 53V57H147V54ZM162 53V54H163ZM197 53H199V52H197ZM239 53V52H238ZM74 54V55H75ZM106 54V53H105ZM107 54H109V53H107ZM124 54H123V57H124ZM165 54V53H164ZM168 54V53H167ZM169 54H170V56H171V53L169 52ZM33 55H35V56H33ZM57 55H60V56H57ZM110 55V54H109ZM120 55V54H119ZM200 55V54H199ZM33 56V57H32ZM78 56V58H80ZM101 56V55H100ZM121 56V55H120ZM71 57V59H72V56H70ZM69 57V58H70ZM172 57V56H171ZM175 57V56H174ZM174 57H173V59H174ZM205 57V56H204ZM226 57V56H225ZM169 58V57H168ZM241 59L240 61H238V63H236V60H239V59ZM33 59H34V61H33ZM37 59H38V57H37ZM66 59V60H65ZM70 59V60H71ZM89 59V60H88ZM94 59V60H93ZM102 59V58H101ZM127 59V60H128ZM176 59H177V57H176ZM175 59V60H176ZM226 59V58H225ZM244 59V58H243ZM69 60V59H68ZM80 60V59H79ZM99 60H100V58H99ZM127 60L125 59V61L127 62ZM131 60V61H130ZM150 60V61H149ZM165 60V59H164ZM178 60V59H177ZM205 60H206V58H205ZM212 60V59H211ZM246 60V59H245ZM244 60V61H245ZM33 61V62H32ZM56 61V62H57ZM74 61V60H73ZM109 62L111 61V60H108ZM166 61V60H165ZM221 61V60H220ZM31 62H32V66H31ZM56 62H54L53 64H56L57 66V69H59V66L58 65H61V62H60V64H59V62H58V64L56 63ZM82 62V61H81ZM84 62V63H85ZM131 62V63H132ZM164 62V61H163ZM211 62H213V60L211 61ZM239 62H241L240 64H239ZM247 62V61H246ZM63 63V62H62ZM70 62H68V64H69ZM79 63V62H78ZM111 63V62H110ZM109 63V64H110ZM166 63H167V61H166ZM178 63H180V62H177V64ZM105 64V63H104ZM112 64V63H111ZM151 64V65H150ZM161 64V63H160ZM159 64V65H160ZM164 64V63H163ZM185 64V63H184ZM217 64V65H218ZM242 64L245 66V67H243L242 66ZM65 65H67V63L65 64L64 63V67H65ZM84 65V64H83ZM84 65V66H85ZM96 65V64H95ZM106 65V64H105ZM187 65V64H186ZM187 65V66H188ZM55 66V65H54ZM62 66V65H61ZM61 66H60V69H61ZM84 66H81V68L80 69H82V68H84ZM92 66V65H91ZM131 66V65H130ZM161 66V65H160ZM188 66V67H189ZM63 67V68H64ZM68 67V66H67ZM80 67V66H79ZM78 67V68H79ZM85 67V68H86ZM109 67H111V66H109ZM128 67V66H127ZM186 67V66H185ZM189 67V68H190ZM40 68V67H39ZM89 68V67H88ZM87 68V69H88ZM183 68H184V65H183ZM218 68V69H219ZM239 68V69H238ZM79 69V70H80ZM97 69V68H96ZM112 69H113V67H112ZM129 69H131L130 67H129ZM237 69V70H236ZM62 70V69H61ZM64 70V69H63ZM70 70V69H69ZM68 70V71H69ZM132 70V69H131ZM192 70V71H193ZM235 70L236 71H239V72H237L236 74L234 73L235 72ZM243 70H245V69H242V71ZM33 71H35V72H33ZM48 71H49V69H48ZM77 71V70H76ZM82 71V70H81ZM190 71V70H189ZM247 71V70H246ZM246 71L245 72H240V73H246ZM42 72V71H41ZM41 72L39 71V73L41 74ZM84 72V71H83ZM96 72V71H95ZM156 72H157V70H156ZM159 72V71H158ZM184 72V71H183ZM194 72V73H195ZM51 73V72H50ZM132 73V72H131ZM136 73V74H137ZM220 73V72H219ZM64 74V73H63ZM81 74L82 73H80L79 75L81 76ZM95 74V73H94ZM96 74H99L98 72L96 73ZM101 74V73H100ZM135 74V73H134ZM135 74V75H136ZM137 74V75H138ZM192 74V73H191ZM227 75V77H222V76H224V75ZM234 74L235 75H238V77H241V78H237V77H235L234 76ZM3 75V76H2ZM49 75V74H48ZM89 75V74H88ZM91 75H93V74H91ZM104 75V74H103ZM102 75V76H103ZM137 75H136V78H137ZM55 76V75H54ZM74 76V75H73ZM101 76V75H100ZM192 76V75H191ZM190 76V79L193 77H191ZM198 76V75H197ZM37 79H36V78ZM46 77V76H45ZM44 77V78H45ZM51 77L52 76H50L49 77V79H50V81H51ZM59 77V76H58ZM88 77V76H87ZM89 77H91V76H89ZM134 77V76H133ZM195 77V76H194ZM39 78V79H38ZM41 78H42V75H41ZM61 78H63V76L61 77ZM71 78H73V77H71ZM74 78H75V76H74ZM103 78V77H102ZM127 78V77H126ZM198 78V79H199ZM248 78V77H247ZM69 79H70V77H69ZM93 79V78H92ZM128 79V78H127ZM130 79V78H129ZM133 79V78H132ZM188 79V78H187ZM196 79H197V77H196ZM204 79V80H203ZM251 79H253V78H251ZM257 78H255V80H256ZM34 80V81H35ZM45 82H46V84H48L49 83V81H48V83H47V77H46V79H43ZM74 80V79H73ZM89 80V79H88ZM94 80V79H93ZM92 80V81H93ZM96 80H97V78H96ZM100 80H102V79H100ZM186 80V79H185ZM189 80V79H188ZM199 80V81H200ZM260 80V79H259ZM41 81V80H40ZM71 81V80H70ZM75 81V80H74ZM83 81V80H82ZM98 81V80H97ZM129 81V80H128ZM135 81H137V80H135ZM196 81H198V80H196ZM240 81H242V82H240ZM53 82V81H52ZM85 82V81H84ZM90 83H91V81H89ZM100 82V81H99ZM98 82V83H99ZM131 82V81H130ZM138 82V84H140L139 83V81H137ZM137 82H136V85H137ZM186 82H187V80H186ZM192 82V81H191ZM30 83V86H31V89L34 91V92H31V93H33V94H30V96H28V95H23L24 96V98H27V100H25L24 98H22L23 96L21 95V94H23V92L25 91V93L24 94H27L26 93V91L27 90H25V88H27L25 85H28V84ZM35 83L37 84V81H35ZM78 83V82H77ZM106 84L107 82H104L103 81V84ZM135 83V82H134ZM190 83V82H189ZM35 84V86H37V85H39V83L36 85ZM45 84V83H44ZM80 84V83H79ZM78 84V85H79ZM128 84H131V83H129L128 82ZM133 84V83H132ZM186 84V83H185ZM192 84V83H191ZM41 85V84H40ZM85 85V84H84ZM87 85V84H86ZM96 85V84H95ZM94 85V86H95ZM98 85V84H97ZM96 85V86H97ZM141 85V84H140ZM197 85V84H196ZM30 86H29V89H30ZM93 86V87H94ZM103 86V85H102ZM107 86V85H106ZM133 86H135L134 84H133ZM142 86V85H141ZM189 86V85H188ZM194 86V85H193ZM193 86H192V89H193ZM42 87V86H41ZM43 87H44V85H43ZM47 86L45 85V89H47L46 88ZM78 87V86H77ZM105 87V86H104ZM109 87V86H108ZM137 87H138V85H137ZM36 88V87H35ZM38 88V87H37ZM36 88V89H37ZM66 88H67V86H66ZM81 88V87H80ZM84 90H86V87L84 86ZM92 88V87H91ZM96 88V87H95ZM98 88H100L99 87V85L97 86V89ZM139 88H141V87H139ZM201 88V87H200ZM242 88H244V90L245 91H243L242 90ZM39 89H40V87H39ZM43 89V88H42ZM64 89V88H63ZM77 89H79V88H77ZM88 89V88H87ZM106 89V88H105ZM111 89V88H110ZM196 89V88H195ZM213 89V90H212ZM66 90V89H65ZM64 90V91H65ZM99 90V92L101 91L100 89H98ZM205 90V91H204ZM212 90V91H211ZM39 92H37L38 94L40 93V90H38ZM47 91V90H46ZM46 91H44V93L46 94H44V96H45V98H46V96H47V93H46ZM53 91H54V89H53ZM88 91H90V90H88ZM94 91H97V90H94ZM93 91V92H94ZM107 91V90H106ZM114 91V90H113ZM161 91V90H160ZM198 91V90H197ZM239 91H240V93H239ZM52 92V91H51ZM85 92V91H84ZM98 92V93H99ZM105 92V91H104ZM137 92V91H136ZM136 92H135V94H136ZM199 92H201V90H199ZM198 92V93H199ZM1 93V92H0ZM21 93V94H20ZM29 93H30V91H29ZM28 93V94H29ZM37 93H36V95H37ZM86 93V92H85ZM92 93V92H91ZM107 93V92H106ZM113 93V92H112ZM138 93H139V91H138ZM217 93V94H216ZM17 94H18V96H17ZM52 94V93H51ZM88 94V93H87ZM101 94V93H100ZM20 95V96H19ZM43 95V94H42ZM42 95H40L41 97H42ZM99 94H97V96H98ZM102 95V94H101ZM103 95H105V94H103ZM138 95V94H137ZM198 95V94H197ZM200 95H202L201 93H200ZM69 96V95H68ZM91 96H92V94H91ZM111 96V95H110ZM139 96H140V94H139ZM153 97V98H151V97ZM52 97H53V95H52ZM101 96H99V98H100ZM134 97V96H133ZM200 97V96H199ZM203 97V96H202ZM214 98H215V96H213ZM3 98H4V100H3ZM20 98H21V100H20ZM96 98V97H95ZM107 98V97H106ZM117 98V97H116ZM132 98V97H131ZM204 98V97H203ZM25 100V102H24V100ZM34 99H37L36 97H34ZM53 99V98H52ZM90 99V98H89ZM103 99H105V98H103ZM114 99V98H113ZM119 99V98H118ZM134 99V98H133ZM153 101H152V100ZM199 99H201V97L199 98ZM22 100H23V102L26 104H22L23 105V107H22V105H21V103H23L22 102ZM45 100V99H44ZM51 100V97L49 98V101ZM62 100V99H61ZM92 99H90L89 101H91ZM95 100V99H94ZM91 101V102H95V101ZM111 100V99H110ZM117 100V99H116ZM115 100V101H116ZM135 100V99H134ZM212 100V99H211ZM212 100V101H213ZM42 102V100L40 99L39 100V104ZM49 101H47V102H49ZM71 101H73V100H71ZM71 101H70V103H71ZM87 101V100H86ZM98 101V100H97ZM100 101V100H99ZM105 101V100H104ZM112 101V100H111ZM149 101H152L151 103L149 102ZM203 101H204V99H203ZM38 102V101H37ZM37 102H36V104H37ZM59 102V101H58ZM90 102V103H91ZM103 102V101H102ZM20 103V104H19ZM46 103V102H45ZM44 103V104H45ZM73 103V102H72ZM84 103V102H83ZM107 103V102H106ZM109 103V102H108ZM208 103H210V102H208ZM207 103V104H208ZM228 103V104H227ZM35 104V105H36ZM66 104V103H65ZM120 104H122V103H120ZM136 104V103H135ZM149 104H148V106H149ZM218 104V103H217ZM34 104H32V107H28V120L27 121H29V123H31V130H30V134H31V140H30V142L32 141V144L30 143H28L29 145H31V149H30V152L26 155V158H27V161H26V163H25V165H23V166H25L26 167V169H24L25 170V172H26V170H28L27 171V174H29V173H31V174H29V176L31 175L32 177H30V178H32L33 180H31V182L33 181V183L32 184H39V185H41L40 187H41V189H40V187H39V189L37 190L36 188H34V189H32V188H30V186L32 185L31 183L29 184V186H28V184L27 185H25V182L26 181H24V180H27V176H26V179H22L23 181H21V178L24 176V174H26V173H24L23 174V176L20 178V181L18 180L19 179V176L16 178L15 176H17V175H15V176H12V175H8L6 172H4V171H2V172H0V202L1 201H4V202H8V203H10V205L8 206V208L7 207H5V206H0V227L2 228L3 226H4V228H8L9 230H10V233H11V235L10 236H13V235H15V234H19V235H17L16 237H18V236H20V233L23 235V233H24V231H25V233H24V235L26 234V236H25V238H30V235H29V232H34V233H36V232H38V231H40V229L41 228H39L38 226H37V224H36V221L37 220H40V218L41 217H43V216H46V218H47V220H48V217H50L49 216V214H51V216H54L53 214H59L60 213V216L59 215H57L60 219L61 218H63V219H65L66 220V218H67V216H68V218H69V216H71V213L70 212H73L72 211V209H73V206L72 207H70V205H71V203H72V200H71V202H69L70 200V193H71V191H70V193H69V190L68 189H64L66 186H69V184L71 185V187H69V188H72V182L73 181H71V183L69 182V183H66L65 184V186L63 185V187H61V186H58V184L59 183H56L57 181H55V179H54V181H53V178H55V177H57V176H55L57 173H56V171L54 170V165L52 166V164L54 163V164H57V162L55 163V160L56 159H54L53 158V156L55 155V156H58V152H55V154H53L54 152L53 151H55V150H57V149H51L53 146H55V145H51V144H53L52 142H50L51 140H52V138H53V136H52V138L50 139V138H48L49 137V135H50V133H51V131L49 130V128H51V130H52V128L54 127L52 124V126L53 127H49L48 125H49V123L48 122H54L53 120H51L50 119V121H49V118H51L53 115H52V108H49L50 109V111L49 112H51L50 113V115H51V117H49L48 116V113L49 112H47L46 110H45V108H43L42 109V106H44L43 104H42V106L40 105L39 107H41V109L40 108H37L38 106H35ZM53 105V104H52ZM56 105V104H55ZM71 105V104H70ZM74 105H76V104H74ZM104 105V104H103ZM106 105V104H105ZM104 105V106H105ZM108 105H110V104H108ZM118 105V104H117ZM134 105V104H133ZM31 106V105H30ZM36 108H35V107ZM49 106H50V104H49ZM48 106V107H49ZM80 106V105H79ZM78 106V107H79ZM82 106V105H81ZM84 106H85V104H84ZM111 106V105H110ZM147 106V107H148ZM157 106V107H158ZM17 107H19V108H17ZM52 107V106H51ZM111 107H113V105L111 106ZM139 107H142V106H140V104H139ZM150 107V106H149ZM152 107V106H151ZM151 107L150 108H146V110H148V109H151ZM71 108H75V107H71ZM81 108V107H80ZM153 108V107H152ZM160 108V107H159ZM5 109V110H4ZM48 109V110H49ZM54 109V108H53ZM82 109H83V107H82ZM141 109V108H140ZM20 110H21V112H20ZM22 110H23V112H22ZM27 111L25 112V114L27 113ZM150 111H152V110H150ZM150 111L147 113L146 111H144V112H146V114H145V122L147 121V120H149L150 118L148 117V116H151V114H153V112H151V114H150ZM65 113V112H64ZM106 113V112H105ZM161 113V112H160ZM4 114H6V113H4ZM18 115V116H23V115ZM34 114V115H33ZM54 114H55V112H54ZM93 114H95V113H93ZM100 114V113H99ZM98 113H97V119L98 118H100V119H102V116H100ZM142 114L144 115V113H143V111H142ZM63 115V114H62ZM101 115H104V113L103 114H101ZM107 115V114H106ZM14 116V115H13ZM26 116V115H25ZM99 116V117H98ZM155 116H156V114H155ZM159 116V115H158ZM6 117V116H5ZM12 117V116H11ZM15 117V116H14ZM17 117V116H16ZM67 117V116H66ZM89 117H91V115L89 116ZM95 117V116H94ZM95 117V118H96ZM146 117H148V119H146ZM152 117V116H151ZM10 118V117H9ZM19 119L20 118H22V119H20V120H23V119H25V118H23V117H18ZM48 118V119H47ZM53 118V117H52ZM64 119H65V116L63 117ZM95 118L94 119H91L92 120V122H93V120H94V122L93 123H95ZM104 118H105V116H104ZM103 118V119H104ZM107 118H109V117H107ZM144 118V117H143ZM3 119H5V118H3ZM15 119V118H14ZM17 119V118H16ZM55 119V118H54ZM97 119H96V121H97ZM247 119H245V122H246V120ZM6 120V119H5ZM10 120V119H9ZM13 120V119H12ZM20 120H17V122L16 123H18V121H20ZM99 120V119H98ZM153 119H151V121H152ZM1 121V120H0ZM8 121V120H7ZM63 121V120H62ZM105 121V120H104ZM107 121V120H106ZM110 121H112V120H110ZM109 121V122H110ZM154 121H156V119L154 120ZM4 123H5V121H3ZM3 122H2V124H3ZM23 122V121H22ZM88 122H89V120H88ZM99 122V121H98ZM97 122V124H100V123H98ZM101 122V121H100ZM103 122V121H102ZM148 122H150V121H148ZM164 122V121H163ZM162 122V123H163ZM12 123L14 124V122L12 121ZM20 123V122H19ZM64 123V122H63ZM90 123V122H89ZM92 123V124H93ZM158 123H160V126L162 125L161 124V122H158ZM165 123V122H164ZM6 124H8V123H6ZM13 124H11V125H13ZM56 124V123H55ZM101 124H104V123H101ZM100 124V125H101ZM106 124V123H105ZM108 124H110V123H108ZM108 124H106V126H108ZM153 124H154V122L152 123V126H153ZM156 124V123H155ZM246 124V123H245ZM4 125V124H3ZM2 125V126H3ZM50 125V126H51ZM94 125H96V124H94ZM93 125V126H94ZM150 125V124H149ZM159 125V124H158ZM166 125V124H165ZM1 126V127H2ZM6 126V125H5ZM15 126H16V124H15ZM18 126V125H17ZM16 126V127H17ZM20 126V125H19ZM57 126V125H56ZM92 126V125H91ZM104 126V125H103ZM102 125H101V127H103ZM110 126V125H109ZM159 126V127H160ZM189 126V125H188ZM250 126V127H251ZM11 127V126H10ZM13 127V126H12ZM61 127H64V125L63 126H61ZM98 127V125L96 126V130L98 131L99 129V127ZM100 127V128H101ZM147 127H149V126H147ZM158 127V126H157ZM165 127V126H164ZM65 128H66V126H65ZM108 128V127H107ZM146 128V127H145ZM151 128V127H150ZM153 128H156V127H153ZM54 129V128H53ZM56 129V128H55ZM63 129V128H62ZM147 129V128H146ZM168 129V128H167ZM186 129V128H185ZM190 129V128H189ZM188 129V130H189ZM91 130H92V128H91ZM105 130V129H104ZM145 130V129H144ZM153 130V129H152ZM156 130V129H155ZM158 130V129H157ZM156 130V131H157ZM166 130V129H165ZM169 130V129H168ZM174 130V129H173ZM48 131H49V134H48ZM63 131V130H62ZM94 131V130H93ZM103 131V130H102ZM107 131V130H106ZM106 131H105V133H106ZM159 131H160V129H159ZM175 131V130H174ZM104 132V131H103ZM108 132V131H107ZM144 132V131H143ZM164 132V131H163ZM177 132V131H176ZM175 132V134H177L178 135V133H176ZM180 132V131H179ZM182 132H184V130H182ZM208 132H210V130L208 131ZM96 133V132H95ZM145 133V132H144ZM143 133V134H144ZM148 133V132H147ZM172 133V132H171ZM189 133V132H188ZM211 133V132H210ZM209 133V134H210ZM48 134V135H47ZM146 134V133H145ZM152 134H153V132L152 133H150V135L152 136ZM168 134V133H167ZM183 134V133H182ZM187 134V133H186ZM189 134H192V133H189ZM16 135V134H15ZM52 135V134H51ZM51 135H50V137H51ZM154 135H156V133L154 134ZM160 135V134H159ZM164 135V134H163ZM147 136V135H146ZM165 136H166V134H165ZM185 136V135H184ZM188 136V135H187ZM186 136V137H187ZM193 136V135H192ZM191 136V138H193ZM211 136V135H210ZM213 136V135H212ZM216 136V135H215ZM161 137V136H160ZM167 137V136H166ZM182 137V136H181ZM185 137V138H186ZM190 137V136H189ZM48 138V139H47ZM145 138V137H144ZM149 138V137H148ZM147 138V139H148ZM153 138V137H152ZM165 138V137H164ZM188 138V137H187ZM203 138V137H202ZM207 138V137H206ZM217 138V137H216ZM50 139V140H49ZM157 139H160L159 137L157 138ZM156 139V140H157ZM163 139V138H162ZM168 139V138H167ZM197 139H198V137H197ZM200 139V138H199ZM48 140H49V142H48ZM149 140V139H148ZM150 140H152L151 139V137H150ZM155 140V141H156ZM166 140V139H165ZM201 140V139H200ZM54 141V140H53ZM182 141V142H181ZM154 142V141H153ZM158 142V141H157ZM211 143V144H207V143ZM218 142V143H217ZM159 143H161V142H159ZM158 144V143H157ZM27 145V144H26ZM48 145H51V146H48ZM60 145V144H59ZM238 145V146H237ZM60 146H63L62 144L60 145ZM56 147H58V146H55V148ZM155 147V146H154ZM160 147V146H159ZM163 147V146H162ZM187 147H188V145H187ZM61 148V147H60ZM160 149V148H159ZM63 150H64V148H63ZM63 150H61L62 152L61 153H63ZM94 150V149H93ZM60 151V150H59ZM60 153V154H61ZM62 155V154H61ZM60 155V156H61ZM64 155V154H63ZM62 155V156H63ZM167 156V155H166ZM172 156V157H171ZM64 157V156H63ZM63 157H61V160H63V161H61V162H63L62 164H63V169H61V170H63V172L65 173V172H68L70 169V167H67V162H68V160L66 159V158H63ZM171 157V158H170ZM192 157H195L197 160H199L200 162H202V163H200V162H197L196 161V159H195V161L194 160H192L193 158ZM55 158H57V157H55ZM54 159V160H53ZM67 161H66V160ZM90 160V159H89ZM89 160H87V161H89ZM92 160V159H91ZM202 160V161H201ZM93 161V162H92ZM92 161H90V162H92V164L95 162L94 161V159L92 160ZM59 162V161H58ZM61 162H60V164H61ZM90 162L88 163V164H90ZM166 162V161H165ZM69 163V162H68ZM87 163V162H86ZM164 163V162H163ZM184 163V164H183ZM69 165V164H68ZM95 165V164H94ZM94 165H93V167H94ZM166 165V164H165ZM61 166V165H60ZM24 167V168H25ZM96 167V166H95ZM176 167H175V169H176ZM62 168V167H61ZM92 168V167H91ZM172 168V167H171ZM174 168V167H173ZM181 168V167H180ZM16 169V168H15ZM23 169V168H22ZM69 169V170H68ZM57 170V169H56ZM91 170V169H90ZM178 170V169H177ZM182 170V169H181ZM186 170V171H187ZM72 171V170H71ZM180 171V170H179ZM178 171V173L180 174V172ZM29 172V173H28ZM70 172V171H69ZM176 172V171H175ZM182 172V171H181ZM189 172V171H188ZM194 172V173H193ZM206 172H212V173H209V174H213V175H211V176H213V178H209L208 176H210L209 174H208V176H206V174H204V173H206ZM56 173V174H55ZM60 173H61V171H60ZM71 174H72V172H70ZM26 174V175H27ZM55 174V175H54ZM66 175H67V173H65ZM64 174V176H66ZM78 173L76 172V176H80L79 174L77 175ZM203 174H204V176H203ZM62 175V174H61ZM186 175V174H185ZM200 175H202V176H200ZM259 176L261 179H262V182L258 185V186H256V187H254L255 185H256V183H255V181H256V176ZM72 176V175H71ZM74 176V175H73ZM201 178H200V177ZM67 177H68V179H69V175H67ZM199 177V178H198ZM72 178V177H71ZM185 178V179H186ZM230 178H233V180L235 181H233L232 180V182H229V179ZM29 179V178H28ZM67 179V178H66ZM67 179V180H68ZM78 179V181H76ZM76 180L75 179H73V180H75L74 182H73V184L75 185H78L79 184V182L80 183H82V181L80 180V178H77ZM177 179H179V176H177ZM184 179V178H183ZM184 179V180H185ZM228 179V180H227ZM179 180H182V179H179ZM178 180V184H180V181ZM29 182H30V180H28ZM27 181V182H28ZM66 181V180H65ZM177 181V180H176ZM229 182V183H227V185H226V182ZM231 181V180H230ZM35 182V183H34ZM53 182V183H52ZM77 182V183H76ZM184 182V181H183ZM195 182V181H194ZM233 182L234 183H236V184H233ZM181 183H182V181H181ZM225 183V186H221V185H223ZM230 183H232V184H230ZM51 184V185H50ZM62 184V183H61ZM189 184V183H188ZM188 184H186V181H185V185H188ZM191 184H192V182H191ZM219 184V186H217ZM75 185V186H76ZM184 185V184H183ZM184 185V186H185ZM190 185V184H189ZM181 186V185H180ZM183 186V187H184ZM34 187H36V186H34ZM188 187H190V186H188ZM188 187H185V188H187V190H188ZM191 187H192V185H191ZM189 188L190 190H188V191H191V189H193V188ZM215 187H216V189H219V188H221L222 187V189H228L229 187H230V189H232V194L230 195V196H228V197H223V196H219L218 198H213V197H211L210 195H211V193L213 192V190H215ZM64 190H66V191H63V189ZM73 188H74V186H73ZM72 188V189H73ZM185 188H184V190H185ZM88 189V188H87ZM87 189H85V191L87 190ZM181 189H183L182 188V186H181ZM68 190V191H67ZM85 191H83V192H85ZM181 191V190H180ZM183 191V190H182ZM68 194H67V193ZM73 192V191H72ZM82 192V193H83ZM89 192V189L87 190V192H85V193H83L86 197H88V199H89V196H91L92 195V192H91V194H89L88 193ZM184 192H187L186 190L184 191ZM81 193V191H79V193L78 194H80ZM88 193V194H87ZM96 193H99V192H97L96 191ZM95 193V195H97L98 196V194H96ZM70 194V195H69ZM74 194V193H73ZM76 195H77V193H75ZM94 194V193H93ZM89 195V196H88ZM95 195L94 196H91V197H95ZM262 195V196H261ZM81 196H83L82 194H81ZM96 196V197H97ZM185 196H186V194H185ZM184 195L182 196V198L183 197H185ZM189 196H186V198H183L184 200L185 199H187V197L189 198ZM72 197V196H71ZM79 197V196H78ZM99 197H102L101 196V194H99ZM85 198V197H84ZM178 198V197H177ZM181 198V197H180ZM192 198H194V199H192ZM73 199V198H72ZM77 199H80V198H77ZM88 199H85V201L86 202H84V203H87L90 199H92V198H90L89 200ZM179 199V198H178ZM177 199V200H178ZM183 199H181V200H183ZM76 200V199H75ZM82 200V199H81ZM99 200V199H98ZM97 200V201H98ZM104 200V199H103ZM180 200V201H181ZM76 201H79V202H81L80 200H76ZM83 201H84V199H83ZM92 201V200H91ZM95 201V200H94ZM102 201V200H101ZM101 201H99V202H101ZM189 201V199H187V202ZM224 201H226V203H223ZM98 202V203H99ZM182 202V201H181ZM186 202V201H185ZM75 202H73V204H74ZM78 203V202H77ZM83 203V202H82ZM83 203V204H84ZM103 203V202H102ZM199 204V205H200ZM261 204V205H260ZM263 204V205H262ZM104 205V204H103ZM82 206V205H81ZM101 206H102V204H101ZM194 206H196L197 207V205H194ZM77 207V206H76ZM103 207V206H102ZM72 208V209H71ZM77 208H79V207H77ZM106 208H108V207H106ZM75 210L78 212V213H80L81 211H79V209H76L75 208ZM74 210V211H75ZM104 210H106V209H104ZM88 211V210H87ZM107 211H109L108 209H107ZM89 213H90V211H88ZM169 213V212H168ZM172 213V212H171ZM179 213V212H178ZM39 214H41V215H39ZM43 214V215H42ZM48 214V215H47ZM70 214V215H69ZM166 214V213H165ZM175 214V213H174ZM173 214V215H174ZM39 217H38V216ZM185 215V214H184ZM183 215V216H184ZM25 216L27 217L26 219H24L25 218ZM33 216H35V218L36 217H38L37 218V220L36 221H34L35 220V218L32 217ZM48 216V217H47ZM57 216H56V218H57ZM164 216V215H163ZM166 216V215H165ZM170 216H171V214H170ZM175 216V215H174ZM178 216H181V218H183L182 217V215L180 214V215H178L177 214V216H175V217H173V218H171V220H168L169 222V232H167V233H171L169 236H178V234L180 235V232H184V230H183V222H181L180 220H181V218H179ZM32 218V224H30L31 223V218ZM161 217H162V215H161ZM167 217V216H166ZM172 217V216H171ZM186 217V215L184 216V218ZM30 220H29V219ZM43 218H45V217H43ZM51 218V217H50ZM49 218V219H50ZM53 218V217H52ZM72 217H70V219H71ZM163 218V217H162ZM165 218V217H164ZM204 218V217H203ZM29 221H28V220ZM63 219H61L62 221H63ZM170 219V218H169ZM180 219V220H179ZM221 219V220H222ZM23 220V221H22ZM24 220H27V221H25L24 222ZM42 220V219H41ZM46 220V219H45ZM69 220V219H68ZM72 220H73V218H72ZM72 220L70 221V222H72ZM75 220V219H74ZM184 220V219H183ZM182 220V221H183ZM53 220H51V222H52ZM57 221V220H56ZM56 221H53V222H56ZM23 222V223H22ZM27 222V223H26ZM41 222H43V221H41ZM45 222V221H44ZM50 222V221H49ZM52 222V223H53ZM58 222V221H57ZM64 222V221H63ZM68 222V221H67ZM69 222V223H70ZM73 222H75V221H73ZM166 223H167V221H165ZM41 224V223H40ZM50 224V223H49ZM54 224V223H53ZM64 224V223H63ZM59 225V224H58ZM58 225L57 226H55V227H58ZM73 225V224H72ZM167 225V226H168ZM245 225V224H244ZM49 226V225H48ZM51 226H52V224H51ZM65 226H66V223H65ZM74 226V225H73ZM166 226V227H167ZM61 227L63 228L64 226H62L61 225ZM70 227V226H69ZM185 227V226H184ZM230 227V229H233V226H229ZM245 227V228H246ZM3 228V229H4ZM50 228V227H49ZM48 228V229H49ZM53 228H54V226H53ZM71 228V227H70ZM74 228H75V226H74ZM77 228H79V227H77ZM227 228V227H226ZM39 229V230H38ZM57 228H55V230H56ZM65 229H67V226H66V228ZM64 228L63 229H61V230H65ZM72 229H73V227H72ZM76 229V228H75ZM229 229V228H228ZM227 229V230H228ZM4 230H7V229H4ZM9 230H8V232H9ZM30 230H33V231H30ZM36 230V231H35ZM38 230V231H37ZM43 230V229H42ZM52 230H54V229H52ZM68 230V229H67ZM66 230V231H67ZM81 230V229H80ZM0 231H2V232H0V235H2V233H3V230L1 229ZM27 231H29V232H27ZM51 231V230H50ZM49 231V232H50ZM57 231H60V230H57ZM69 231V230H68ZM74 231V230H73ZM230 231V230H229ZM246 231V230H245ZM12 232L14 233V234H12ZM56 232V231H55ZM77 232V231H76ZM222 232V231H221ZM234 232V233H233ZM32 233H30L31 235H32ZM33 233V234H34ZM40 234L42 233V231L41 232H39ZM44 233V232H43ZM51 233V232H50ZM53 233V232H52ZM233 233V234H232ZM6 234V233H5ZM39 234V235H40ZM45 234V233H44ZM21 235V236H22ZM39 235H38V238H37V240L38 239H42V238H40L41 237V235H40V237H39ZM46 235V234H45ZM50 235V234H49ZM20 236V238H22V239H24L23 237L24 236H22L21 237ZM34 236V235H33ZM43 236V235H42ZM44 237V236H43ZM46 237V236H45ZM4 237L2 236V238L1 239H3ZM8 238H9V236H8ZM7 238V239H8ZM36 237L34 236V237H32L31 239H28L29 241H32V239H35ZM107 238V237H106ZM114 238V237H113ZM117 238V237H116ZM128 237L127 236H125V238L124 237H120V238H118V239H116V240H114V239H112L111 240V246H107V247H110V249H108V251L110 252H108L107 253V250H102L104 247H105V245H103L102 243V245L104 246L103 248H101L100 246V248H101V250L102 251H106V255L104 256L105 258H107V259H109V260H114V262H113V264L115 263V262H117V263H115V264H157V263H155L156 261H154L155 259H152L153 257H151L150 255V257L148 258V254H147V252H148V250H147V252H146V250H145V248L147 247H143V245H144V242L145 241H143V245H141V247H143L144 249V251L143 250H141L142 248L141 247H139L138 248V246H140V245H137L136 244V242H135V244L134 245H137V249H140V252L142 251V253L145 255H143L142 253H140L139 251V256H138V254H137V256H134L133 258H130V257H124V256H121L127 249H129V251H130V247H131V244L133 243H131L130 244V242L132 241H130V240H128L127 239ZM177 238V237H176ZM220 238H222V236L220 237ZM5 239V238H4ZM3 239V240H4ZM45 239V238H44ZM44 239L42 240V241H44ZM67 239V238H66ZM9 240V241H8ZM7 240V242L8 243H6L5 241H4V244L6 243V245H8L7 247H5V249H4V244H2V240H0V246L2 245L3 247H0L1 248V250H2V252H4L5 253V251H3V250H7V252H8V255H7V252L4 254L3 253V255H6V256H4V258H3V264H32L31 262H33L34 263V259H35V257L33 256L32 258H33V260L32 259H30V253H29V251H28V254H29V257H28V255L26 254V255H24V257H22V254L24 253L23 252V250H25V249H29L30 250V248H36V249H38L37 251H41V253H42V251H44L45 250V248H46V246H45V243H40L39 241H37V243H33V244H30V242L29 241H26V242H29V244L27 243V244H23L22 243V241H21V239H19L21 242H19V240H18V242H19V244H14L15 242L17 243V241H15L14 242V240H12V239H8ZM25 240V239H24ZM61 240V239H60ZM68 240V239H67ZM114 240V241H113ZM35 241H36V239H35ZM48 241L49 242H51L50 240H47V243H48ZM53 241V240H52ZM56 241V240H55ZM62 241H63V239H62ZM64 241H65V239H64ZM110 241V240H109ZM130 241V242H129ZM139 241V240H138ZM137 241V242H138ZM223 241V242H222ZM9 242H11L12 244H13V247H12V244H10L9 245ZM33 242V241H32ZM31 242V243H32ZM39 242V243H38ZM24 245H22V244ZM25 243V242H24ZM46 243V244H47ZM67 243V242H66ZM66 243H62L61 242V244H66ZM104 243H106V242H104ZM146 243V242H145ZM149 243V242H148ZM223 243V244H222ZM20 244L22 245L20 248H19V246H20ZM52 244H56V243H52ZM51 243H50V245H52ZM58 244V243H57ZM108 244V243H107ZM106 244V245H107ZM15 245H17V246H15ZM19 245V246H18ZM149 245V244H148ZM10 246V247H9ZM56 245H54V247H55ZM244 246V247H243ZM246 246V247H245ZM12 247V248H11ZM42 247V248H41ZM45 247V248H44ZM53 247V248H54ZM57 247H59V246H57ZM61 247H63L62 245H61ZM60 247V249H62ZM134 247H136V246H134ZM243 247V249H241ZM11 248V249H10ZM39 248H41V249H43V250H39ZM49 248V247H48ZM48 248H46V249H48ZM56 248V247H55ZM54 248V249H55ZM223 248V247H222ZM246 248V249H245ZM13 249V250H12ZM50 249V248H49ZM48 249V250H49ZM54 249L53 250H51L50 249V251H53L54 252V254H56L55 253V251H54ZM60 249H58V250H60ZM137 249L136 248H134V250H136L137 251ZM0 250V251H1ZM10 250H12L11 252H12V254H11V252H9ZM21 250V252L19 253V251ZM57 250V251H58ZM100 250V249H99ZM31 251V250H30ZM47 251V250H46ZM61 251V250H60ZM60 251H58V252H60ZM64 251V249L62 250V252ZM13 252H14V254H13ZM16 252H17V254H16ZM23 252V253H22ZM68 251H66V253H67ZM82 251H80V253H81ZM144 252H146V254H147V256H146V254L144 253ZM1 253V252H0ZM64 253V252H63ZM62 253V254H63ZM120 253H122V254H120ZM126 253V252H125ZM230 253V254H231ZM238 253H241V254H243V256H244V258L246 259V261L244 260V262H237L236 260V254L237 255H241V254H238ZM43 254H44V252H43ZM51 254H53L52 252H51ZM60 254H61V252H60ZM58 255V253H57V256L55 257V261H54V263L53 264H68V262L66 261V263H65V261L63 260L64 259V256L65 257H67V255ZM82 254V253H81ZM86 255V253H83L82 255ZM104 254V253H103ZM32 255V254H31ZM84 255V256H85ZM141 255V256H140ZM25 256H27V257H25ZM54 256V255H53ZM79 256H80V254H79ZM78 256V257H79ZM84 256H83V258H82V256L80 257V258H78L79 259V261H78V259H77V262H81V263H85V264H90V263H96V264H102V261L100 260V259H102V257L99 259L98 257H97V259L96 260H93V259H88L89 257L87 256V258H84ZM108 256V257H107ZM118 256L119 257H121V258H118ZM231 256V255H230ZM86 257V256H85ZM100 257V256H99ZM124 257V258H123ZM242 257V256H241ZM63 258V259H62ZM0 259H2L1 257H0ZM66 259V258H65ZM67 259H68V257H67ZM86 259H88V260H86ZM115 259H121L120 261L119 260H117V261H115ZM32 260V261H31ZM62 260H63V262H62ZM71 260H74V259H72L71 258ZM70 260V261H71ZM84 260H86V262L84 261ZM92 260H93V262H92ZM234 260V261H233ZM82 261H84V262H82ZM91 261V262H90ZM101 261V262H100ZM122 261V262H121ZM5 262V263H4ZM76 264H78L77 262H76V260L74 261ZM74 262H70L69 264H72V263H74ZM90 262V263H89ZM121 262V263H120ZM1 263V264H2ZM81 263H79V264H81ZM231 263V264H232Z\"/></svg>","mask_w":264,"mask_h":264}]
</instances>
